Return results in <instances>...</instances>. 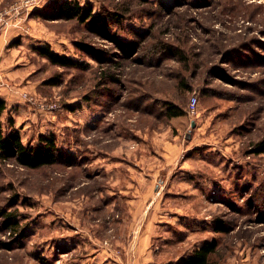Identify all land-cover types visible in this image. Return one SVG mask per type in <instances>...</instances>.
Wrapping results in <instances>:
<instances>
[{"label":"rangeland","instance_id":"rangeland-1","mask_svg":"<svg viewBox=\"0 0 264 264\" xmlns=\"http://www.w3.org/2000/svg\"><path fill=\"white\" fill-rule=\"evenodd\" d=\"M57 1H0V122L25 145L53 134L66 160L0 163V264L66 262L56 246L85 236L154 264L212 240L209 264H264V0H76L84 23Z\"/></svg>","mask_w":264,"mask_h":264},{"label":"trees","instance_id":"trees-1","mask_svg":"<svg viewBox=\"0 0 264 264\" xmlns=\"http://www.w3.org/2000/svg\"><path fill=\"white\" fill-rule=\"evenodd\" d=\"M140 1L147 2L148 0ZM53 11L58 18L64 20H76L84 23L91 17L93 10L91 6H81L76 0H59L54 3ZM35 50L53 65H57L62 68L72 67L75 65L73 60L54 54L45 46L35 47ZM6 109L7 106L5 101L0 99V118ZM163 115L168 119H173L184 116L185 112L178 106L165 102L163 104ZM8 123H10V120ZM9 127H12L11 124H9ZM37 141V144L33 146L23 144L21 136L17 130L6 129L2 122H0V163L13 161L20 167L36 170L43 167L54 166L61 162H66L63 152L58 148L56 138L53 134H39ZM257 147L256 152L263 153L264 140L259 142ZM9 225H11V227L16 226L15 223H9L8 226ZM217 229H221V226ZM12 230L16 229L12 227ZM216 249V240L204 243L191 255L183 258L177 264H209V258L216 252Z\"/></svg>","mask_w":264,"mask_h":264},{"label":"crops","instance_id":"crops-1","mask_svg":"<svg viewBox=\"0 0 264 264\" xmlns=\"http://www.w3.org/2000/svg\"><path fill=\"white\" fill-rule=\"evenodd\" d=\"M1 1V0H0ZM9 43V40H7L5 35L0 34V55L2 54L3 48L6 47V45ZM6 52H11V49L7 48ZM4 56L7 59H10L11 53L7 54L4 53ZM3 64V63H2ZM4 66V64H3ZM0 93L5 94L6 97L0 94V99L3 101H8L11 100V97L9 92L1 88ZM7 103V102H6ZM155 187V186H154ZM122 207V206H121ZM122 210L126 212V209L122 207ZM105 220V218H103ZM80 237V234H74L73 239L78 240ZM87 236L83 238V241L81 240L79 243L82 244V252L77 253V249L80 248L81 246H70L67 247L68 249L66 250L65 246H56L57 252L62 251L68 259L63 262L57 264H139L140 261H146V264H154V262L150 261V257L148 255L146 256L147 250H143L139 246L135 247H123L121 251L122 255L121 256H114L113 255V250H107L106 248H98V247H92L93 249L91 250L89 246L83 245L84 242L87 240ZM70 241V239H68ZM74 243V242H72ZM116 249V248H114ZM135 251V252H134ZM77 253V254H76ZM149 253V252H148ZM141 254H144L141 256ZM63 255V254H62ZM124 255V256H123ZM151 256V254H150ZM149 261V262H147ZM153 261V260H152ZM144 263V262H143Z\"/></svg>","mask_w":264,"mask_h":264},{"label":"built area","instance_id":"built-area-1","mask_svg":"<svg viewBox=\"0 0 264 264\" xmlns=\"http://www.w3.org/2000/svg\"><path fill=\"white\" fill-rule=\"evenodd\" d=\"M41 0H27V3L37 6ZM198 104V97L194 94L189 100V112L194 113Z\"/></svg>","mask_w":264,"mask_h":264}]
</instances>
